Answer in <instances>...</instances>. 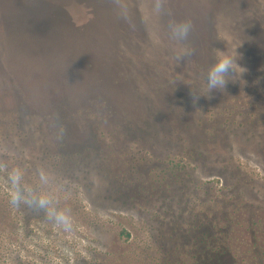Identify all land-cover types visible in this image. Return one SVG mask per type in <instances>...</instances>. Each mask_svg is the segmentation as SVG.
<instances>
[{"label": "rangeland", "instance_id": "rangeland-1", "mask_svg": "<svg viewBox=\"0 0 264 264\" xmlns=\"http://www.w3.org/2000/svg\"><path fill=\"white\" fill-rule=\"evenodd\" d=\"M153 3L0 0V162L73 218L12 206L0 172V264H264V0ZM239 44L245 83L206 95Z\"/></svg>", "mask_w": 264, "mask_h": 264}, {"label": "clouds", "instance_id": "clouds-1", "mask_svg": "<svg viewBox=\"0 0 264 264\" xmlns=\"http://www.w3.org/2000/svg\"><path fill=\"white\" fill-rule=\"evenodd\" d=\"M153 11L156 15L163 14L164 0H154ZM122 15L127 18L126 10ZM191 27V22L187 20L171 21L168 24L169 35L171 39L180 43L187 38ZM239 46L240 44L234 47L231 52L217 50L218 55L214 62L203 74L206 95L213 90H223L230 81H243L240 76L246 69L237 63L240 54L236 49ZM190 54L191 49L179 47L175 53V59L179 62ZM233 76L237 79L233 80ZM243 82L245 83V81ZM200 96L204 95L192 93L193 101L195 102ZM0 172L3 173L4 194L12 206L19 207L23 204L28 208L40 210L57 228L65 232L72 230L71 210L67 206H61L59 189L55 187V180L49 172L43 168L36 169L37 186L27 182L26 170L23 167L10 166L8 162H0Z\"/></svg>", "mask_w": 264, "mask_h": 264}]
</instances>
